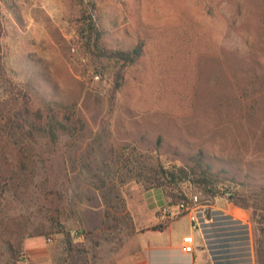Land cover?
I'll return each instance as SVG.
<instances>
[{
  "label": "rangeland",
  "instance_id": "1",
  "mask_svg": "<svg viewBox=\"0 0 264 264\" xmlns=\"http://www.w3.org/2000/svg\"><path fill=\"white\" fill-rule=\"evenodd\" d=\"M0 11L7 75L33 89L48 129L0 134V264L26 261L29 238L76 258L83 219L132 223L138 249L171 219L188 228L164 205L197 194L232 211L227 187L264 264V0H0ZM136 47L131 63L109 56ZM198 152L208 183L151 176L190 169Z\"/></svg>",
  "mask_w": 264,
  "mask_h": 264
},
{
  "label": "crops",
  "instance_id": "2",
  "mask_svg": "<svg viewBox=\"0 0 264 264\" xmlns=\"http://www.w3.org/2000/svg\"><path fill=\"white\" fill-rule=\"evenodd\" d=\"M185 219H174L163 230H148L139 234L140 246L133 248V224L122 228L98 226L96 219H83L82 236L79 238L76 258L67 259L64 249L43 250L34 248V238L25 242L26 261L17 264H213L209 253L200 243H195L193 252L183 249V236L199 234L192 231L190 220L188 228L180 230L178 222ZM117 232V236L111 233ZM110 232V233H109ZM109 233V234H108ZM39 246V244H37ZM36 246V247H37ZM59 250V251H57Z\"/></svg>",
  "mask_w": 264,
  "mask_h": 264
},
{
  "label": "built area",
  "instance_id": "3",
  "mask_svg": "<svg viewBox=\"0 0 264 264\" xmlns=\"http://www.w3.org/2000/svg\"><path fill=\"white\" fill-rule=\"evenodd\" d=\"M234 196V187H227L222 194L234 206L232 211L212 203L202 204L197 194L190 200L164 205L161 211L170 218L189 217L192 231L199 235L195 237L192 233L183 236L185 251L193 252L195 243H200L209 253L213 264H254L249 217L246 213L238 212L244 210L232 200ZM47 242H53V237L48 236ZM20 258L27 260V253L22 252Z\"/></svg>",
  "mask_w": 264,
  "mask_h": 264
},
{
  "label": "trees",
  "instance_id": "4",
  "mask_svg": "<svg viewBox=\"0 0 264 264\" xmlns=\"http://www.w3.org/2000/svg\"><path fill=\"white\" fill-rule=\"evenodd\" d=\"M91 25V24H90ZM89 40L94 36V25H91ZM93 31V32H92ZM3 32L1 11H0V37ZM95 38V37H94ZM91 44V43H89ZM2 45L0 42V80L2 81V86L6 89L7 98H3L0 96V134L8 130L9 132L17 129L20 131H27L34 135L33 130H37L40 132H47L48 129L46 125L43 123L44 119V111L42 107L35 104L33 106L34 96L33 89L30 86L22 87L16 84L12 78L7 75V69L5 67V62L3 60L2 55ZM141 47H136L132 51L125 50H116L109 53V56L116 58L117 60H123L125 64L131 63L135 60V58L140 54ZM118 86V84H117ZM8 118L5 122L4 119ZM50 136L53 142H56L57 134L53 127L49 130ZM20 148H24V145L20 144ZM192 159L195 164L190 169L187 167H164L163 165L157 166V168H153L152 172H154V178L158 182V185L166 184L164 180L168 184H175L179 181L184 180H194L196 182L208 183L211 179L208 176V167H204V155L201 152L195 154ZM149 176V179H151ZM197 176V178L195 177ZM161 178L164 180L161 181ZM6 192V183L3 180L0 170V208L3 203L4 195ZM171 203H175L180 199L186 198L184 194L170 192L168 195ZM262 210L264 211V187H263V205ZM170 222L166 224H160L155 226V229L163 230Z\"/></svg>",
  "mask_w": 264,
  "mask_h": 264
}]
</instances>
